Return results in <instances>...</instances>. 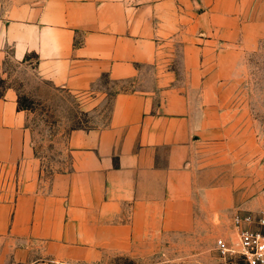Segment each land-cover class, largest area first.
Instances as JSON below:
<instances>
[{"label": "crops", "instance_id": "crops-1", "mask_svg": "<svg viewBox=\"0 0 264 264\" xmlns=\"http://www.w3.org/2000/svg\"><path fill=\"white\" fill-rule=\"evenodd\" d=\"M263 34L264 0H0V55L33 54L36 73L68 91L103 75L128 85L105 126L70 131L69 167L47 180L14 89L0 94V264L83 260L134 236L189 232L197 211H264L263 194L244 204L241 170L228 181L210 151L227 77Z\"/></svg>", "mask_w": 264, "mask_h": 264}, {"label": "rangeland", "instance_id": "rangeland-1", "mask_svg": "<svg viewBox=\"0 0 264 264\" xmlns=\"http://www.w3.org/2000/svg\"><path fill=\"white\" fill-rule=\"evenodd\" d=\"M28 60L18 62L7 54L0 55V94L6 88L14 89L17 107L25 116L28 142L39 162L41 177L47 180L69 167L70 131L105 126L113 96L128 85L113 83L103 75L90 91H68L36 73L33 54ZM238 64L239 73L226 80L230 86L227 119L216 138L222 142L212 141L216 144L210 148L211 165L225 169L228 181L234 179L235 167L237 173L241 170L243 203L258 192L263 194L258 205L264 207V34L243 48L242 62ZM219 155L225 157V162L217 165L215 158ZM251 184L255 189L249 188ZM250 212L264 214L262 210L239 207L221 219L209 220L206 210L197 211L196 225L189 232L163 230L156 235L134 236L125 249L100 250L87 259L55 264H223L216 250L217 242L235 240L234 215Z\"/></svg>", "mask_w": 264, "mask_h": 264}, {"label": "built area", "instance_id": "built-area-1", "mask_svg": "<svg viewBox=\"0 0 264 264\" xmlns=\"http://www.w3.org/2000/svg\"><path fill=\"white\" fill-rule=\"evenodd\" d=\"M232 230L235 240L217 242L223 264H264V214H236Z\"/></svg>", "mask_w": 264, "mask_h": 264}]
</instances>
